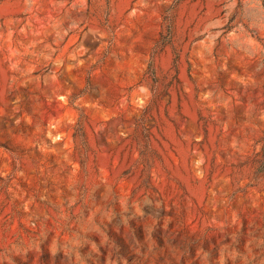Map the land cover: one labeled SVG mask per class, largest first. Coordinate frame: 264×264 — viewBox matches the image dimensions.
Here are the masks:
<instances>
[{
	"label": "rangeland",
	"instance_id": "obj_1",
	"mask_svg": "<svg viewBox=\"0 0 264 264\" xmlns=\"http://www.w3.org/2000/svg\"><path fill=\"white\" fill-rule=\"evenodd\" d=\"M139 223L264 264V0H0V264Z\"/></svg>",
	"mask_w": 264,
	"mask_h": 264
},
{
	"label": "flooded vegetation",
	"instance_id": "obj_2",
	"mask_svg": "<svg viewBox=\"0 0 264 264\" xmlns=\"http://www.w3.org/2000/svg\"><path fill=\"white\" fill-rule=\"evenodd\" d=\"M195 228L174 230L163 224H136L130 231L110 229L104 238L97 239L98 250H82L80 259L72 256L51 257L44 254L40 264H210L212 255L230 248L236 236L224 235L219 241L199 235ZM201 231V230H200ZM53 258V260H51Z\"/></svg>",
	"mask_w": 264,
	"mask_h": 264
},
{
	"label": "bare ground",
	"instance_id": "obj_3",
	"mask_svg": "<svg viewBox=\"0 0 264 264\" xmlns=\"http://www.w3.org/2000/svg\"><path fill=\"white\" fill-rule=\"evenodd\" d=\"M185 174V173H184ZM188 177V176H187ZM198 185V184H197ZM190 187V186H189ZM202 187V186H201Z\"/></svg>",
	"mask_w": 264,
	"mask_h": 264
},
{
	"label": "trees",
	"instance_id": "obj_4",
	"mask_svg": "<svg viewBox=\"0 0 264 264\" xmlns=\"http://www.w3.org/2000/svg\"><path fill=\"white\" fill-rule=\"evenodd\" d=\"M229 28V27H228Z\"/></svg>",
	"mask_w": 264,
	"mask_h": 264
}]
</instances>
